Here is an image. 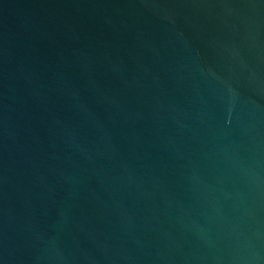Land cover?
<instances>
[{
    "label": "water",
    "instance_id": "95a60500",
    "mask_svg": "<svg viewBox=\"0 0 264 264\" xmlns=\"http://www.w3.org/2000/svg\"><path fill=\"white\" fill-rule=\"evenodd\" d=\"M0 264H264V0H0Z\"/></svg>",
    "mask_w": 264,
    "mask_h": 264
}]
</instances>
